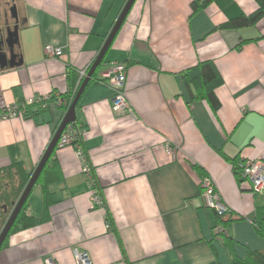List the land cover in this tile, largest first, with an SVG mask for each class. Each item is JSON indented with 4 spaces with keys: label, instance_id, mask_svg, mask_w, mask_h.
Wrapping results in <instances>:
<instances>
[{
    "label": "crops",
    "instance_id": "0c3cea01",
    "mask_svg": "<svg viewBox=\"0 0 264 264\" xmlns=\"http://www.w3.org/2000/svg\"><path fill=\"white\" fill-rule=\"evenodd\" d=\"M15 1L18 64H0V109L31 97L53 99L34 115L0 122V168L19 161L33 172L69 109L56 98L69 90L70 71L90 69L127 0ZM192 1L137 0L79 100L83 147L105 207H93L76 150L57 148L63 177L51 186L50 218L12 234L0 264H44L48 256L77 264V248L93 264H218L229 255L264 253L255 226L264 218V194L241 182L233 166L240 158L264 162V17L255 26L221 28L254 12L256 0H212L196 13ZM46 46L62 54L51 58ZM205 60L223 78L216 113L207 101L190 99L181 76ZM113 62L126 65L134 114L114 110V91L101 82ZM192 164L204 169L230 209L231 252L212 246L213 229L220 227ZM43 210L42 191L34 186L28 213L40 217Z\"/></svg>",
    "mask_w": 264,
    "mask_h": 264
},
{
    "label": "trees",
    "instance_id": "16d2710c",
    "mask_svg": "<svg viewBox=\"0 0 264 264\" xmlns=\"http://www.w3.org/2000/svg\"><path fill=\"white\" fill-rule=\"evenodd\" d=\"M136 1L137 0H135V2ZM211 1L212 0H193L191 4L192 13H196L197 11L203 9ZM256 2L258 7L254 12L251 14H242L238 17L232 18L220 27L239 29L243 27L255 26L258 21L264 17V0H256ZM94 75L95 72L93 73V76ZM181 76L185 86L189 90L190 99H201L207 101L211 110L216 113L221 106V102L216 95V88L223 84V78L215 66V63L212 60L200 61L196 65L184 70ZM92 78L90 79L89 83L92 80H96V78ZM68 80L70 83V88L61 96V98L66 102V104H63L66 110L69 108V104L73 102L83 82L82 80L78 84L79 74L72 71H70V74L68 75ZM98 81H100V79ZM78 105L79 102L77 107ZM45 109L46 108H43L40 104L28 106L25 116L34 115L37 112ZM76 121L78 122V120ZM57 148L58 147L56 146L51 153L35 184V186H39L42 191L44 203L43 214L40 217H36L28 213L29 199L32 193L31 191L30 195L23 203L6 239L0 248V251L5 248L8 243V239L12 234L37 226L49 220V208L54 203L51 186L54 183L60 181L63 177L57 159L54 157ZM237 160L238 159L233 161L234 171L239 180L242 182L244 179L240 176V172L236 167ZM192 167L202 178L206 176L204 169L200 165L192 164ZM32 173L33 172L27 171L23 164L19 161H13L10 165L0 168V234L9 220L12 212L14 211L18 200L20 199L32 176ZM214 212L216 214L217 223L220 227V230L218 232H214L215 230L213 229V235L211 238L212 246L214 248L216 246H221L228 252H231V250H233L234 240L225 233V227L230 219H225L226 216H220L216 211ZM106 218L111 224V219L108 212ZM255 226L258 233L264 237V218L260 217L256 219ZM220 263L264 264V253L259 251H250L244 258L231 257L229 255L225 262Z\"/></svg>",
    "mask_w": 264,
    "mask_h": 264
},
{
    "label": "built area",
    "instance_id": "2783aa9c",
    "mask_svg": "<svg viewBox=\"0 0 264 264\" xmlns=\"http://www.w3.org/2000/svg\"><path fill=\"white\" fill-rule=\"evenodd\" d=\"M46 53L51 58H57L62 54V49L55 48L53 46H46ZM126 69L127 68L124 63L113 62L108 68V71L104 77L101 79V82L110 86L114 91L112 99L114 110L118 112L134 114L133 108L125 93V83L127 78ZM87 72L88 69H84L80 72L78 84L84 80ZM52 99L53 95L50 94L47 96L27 98L21 104L7 105L0 109V122L20 116H25L27 107L34 104H40L43 108H47ZM56 102L59 105L66 104L65 100H63L61 97H57ZM71 104L72 103L69 104V107ZM83 134L84 128L79 122H70L62 131L56 146L58 148L71 146L76 150L82 162V171L90 187L93 207L102 208L105 207V199L102 196V191L96 180L94 168L90 163L87 153L84 150L82 140ZM236 167L240 172V176L251 184V190L254 193L264 194V162L261 159L248 160L240 158L236 162ZM202 184L205 188L204 199L207 206L216 211L220 216H227L230 209L222 201V197L211 179L208 177L203 178ZM108 227H111L109 220ZM217 230L219 231L220 228ZM75 257L77 264H93L91 257L86 250L78 248L75 249ZM44 264H58V262L54 257L48 256L44 259Z\"/></svg>",
    "mask_w": 264,
    "mask_h": 264
},
{
    "label": "water",
    "instance_id": "95a60500",
    "mask_svg": "<svg viewBox=\"0 0 264 264\" xmlns=\"http://www.w3.org/2000/svg\"><path fill=\"white\" fill-rule=\"evenodd\" d=\"M135 0H127L126 5L124 7V9L122 10L119 18L117 19L113 29L111 30L108 38L105 41V44L103 45L102 49L100 50L97 58L95 59V61L93 62L92 66L90 67V69L88 70L72 104L70 105L68 111L66 112L63 120L61 121L60 125L58 126L48 148L46 149L45 153L43 154L40 162L38 163L37 167L35 168V170L32 173V176L26 186V188L24 189L20 199L18 200L16 207L14 209V211L12 212L9 220L7 221L5 227L3 228L1 234H0V248L4 242V240L6 239L23 203L25 202V200L28 198V196L30 195L31 191L33 190L36 181L42 171V169L44 168L46 162L48 161L51 153L53 152V150L55 149L57 142L60 138V135L62 133V131L64 130L65 126L73 121L77 120V104L87 86V84L89 83L90 79L93 76V73L95 72L96 68L98 67V65L101 63L107 49L109 48L112 40L114 39L115 35L117 34V32L119 31L120 27L122 26V23L124 22L126 16L128 15L130 9L132 8L133 4H134ZM6 55L4 53H0V59ZM13 60H11L10 65H16L18 64V62L15 61V57L14 55L12 56ZM8 64L5 62L1 63V67H7Z\"/></svg>",
    "mask_w": 264,
    "mask_h": 264
},
{
    "label": "flooded vegetation",
    "instance_id": "af4514ba",
    "mask_svg": "<svg viewBox=\"0 0 264 264\" xmlns=\"http://www.w3.org/2000/svg\"><path fill=\"white\" fill-rule=\"evenodd\" d=\"M2 1L4 0H0V4L2 3ZM7 3H9V6L12 9V15L14 16V24H7L6 26V31L9 33V39H10V43H6L5 41V33L3 30L0 29V53H4L6 55L3 56L0 59V64L2 62H5L8 64V66L10 65L11 60H13V51H12V44L13 42L16 41V37H17V32H18V28H19V22H20V15H19V11H18V6L16 4L15 0H7Z\"/></svg>",
    "mask_w": 264,
    "mask_h": 264
},
{
    "label": "rangeland",
    "instance_id": "374dc122",
    "mask_svg": "<svg viewBox=\"0 0 264 264\" xmlns=\"http://www.w3.org/2000/svg\"><path fill=\"white\" fill-rule=\"evenodd\" d=\"M8 23L14 24V16L12 15L9 3H7V0H4L0 4V29L5 31Z\"/></svg>",
    "mask_w": 264,
    "mask_h": 264
}]
</instances>
